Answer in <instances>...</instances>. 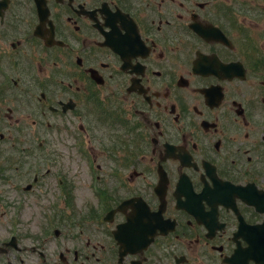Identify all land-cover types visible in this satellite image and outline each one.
<instances>
[{
  "label": "flooded vegetation",
  "instance_id": "af4514ba",
  "mask_svg": "<svg viewBox=\"0 0 264 264\" xmlns=\"http://www.w3.org/2000/svg\"><path fill=\"white\" fill-rule=\"evenodd\" d=\"M0 264H264V0H0Z\"/></svg>",
  "mask_w": 264,
  "mask_h": 264
},
{
  "label": "rangeland",
  "instance_id": "374dc122",
  "mask_svg": "<svg viewBox=\"0 0 264 264\" xmlns=\"http://www.w3.org/2000/svg\"><path fill=\"white\" fill-rule=\"evenodd\" d=\"M68 160L70 161L69 164L72 163L75 166L74 169H77V166H78L79 163L76 164L77 161L75 160L74 155H72V156L69 155Z\"/></svg>",
  "mask_w": 264,
  "mask_h": 264
}]
</instances>
